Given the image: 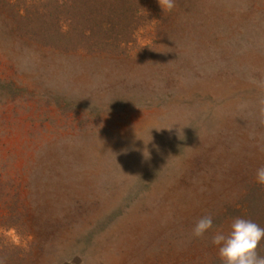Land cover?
Returning a JSON list of instances; mask_svg holds the SVG:
<instances>
[{"label": "rangeland", "instance_id": "obj_1", "mask_svg": "<svg viewBox=\"0 0 264 264\" xmlns=\"http://www.w3.org/2000/svg\"><path fill=\"white\" fill-rule=\"evenodd\" d=\"M10 1L0 264L222 261L215 232L262 218L264 0H145L116 53L28 39ZM206 215L213 228L195 237Z\"/></svg>", "mask_w": 264, "mask_h": 264}, {"label": "trees", "instance_id": "obj_2", "mask_svg": "<svg viewBox=\"0 0 264 264\" xmlns=\"http://www.w3.org/2000/svg\"><path fill=\"white\" fill-rule=\"evenodd\" d=\"M18 1L6 4L13 11L20 34L44 46H51L52 40L68 39L72 48L90 52L125 51L148 17L142 11L145 0H22L24 10ZM260 202L263 204L257 214H262V218L258 225L264 228V195L257 203ZM250 210L253 211L251 207ZM263 250L264 240L258 246V254Z\"/></svg>", "mask_w": 264, "mask_h": 264}, {"label": "clouds", "instance_id": "obj_3", "mask_svg": "<svg viewBox=\"0 0 264 264\" xmlns=\"http://www.w3.org/2000/svg\"><path fill=\"white\" fill-rule=\"evenodd\" d=\"M169 10L175 7L174 0H162ZM256 180L264 185V166L256 170ZM213 228L210 215L201 217L193 228L195 237H203ZM264 240V228L257 223L237 217L227 233L216 231L212 243L218 246V252L223 264H264V256L258 254V246Z\"/></svg>", "mask_w": 264, "mask_h": 264}]
</instances>
